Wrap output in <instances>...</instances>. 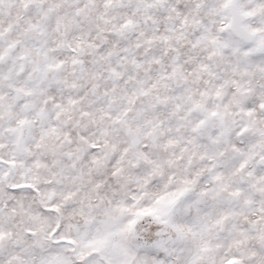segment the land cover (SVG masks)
I'll use <instances>...</instances> for the list:
<instances>
[{
    "label": "snow or ice",
    "instance_id": "snow-or-ice-1",
    "mask_svg": "<svg viewBox=\"0 0 264 264\" xmlns=\"http://www.w3.org/2000/svg\"><path fill=\"white\" fill-rule=\"evenodd\" d=\"M0 264H264V0H0Z\"/></svg>",
    "mask_w": 264,
    "mask_h": 264
}]
</instances>
